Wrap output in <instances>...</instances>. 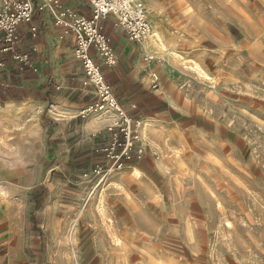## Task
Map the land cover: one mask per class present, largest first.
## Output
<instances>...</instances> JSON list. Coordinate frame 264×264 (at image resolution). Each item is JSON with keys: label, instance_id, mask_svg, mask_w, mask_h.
I'll use <instances>...</instances> for the list:
<instances>
[{"label": "rangeland", "instance_id": "obj_1", "mask_svg": "<svg viewBox=\"0 0 264 264\" xmlns=\"http://www.w3.org/2000/svg\"><path fill=\"white\" fill-rule=\"evenodd\" d=\"M140 1L167 48L150 61L174 66L180 110L205 125L186 113V140L142 142V160L105 179L98 153L14 157L8 175L42 190L47 264H264V0ZM64 73L51 79L69 100Z\"/></svg>", "mask_w": 264, "mask_h": 264}, {"label": "crops", "instance_id": "obj_2", "mask_svg": "<svg viewBox=\"0 0 264 264\" xmlns=\"http://www.w3.org/2000/svg\"><path fill=\"white\" fill-rule=\"evenodd\" d=\"M63 2L79 15H91L87 0ZM112 19L108 16L101 25L110 38L117 60L115 65L104 66L103 70L105 77L109 74L111 78L112 85L107 77L106 80L117 101L128 113L142 119V142L159 145V141L186 140L181 137L183 120L189 118L186 113L194 116L196 122L205 124L194 106L180 110L175 91L183 82L174 73V66L166 62H161L160 66L159 62H145L143 56L148 53L144 40L138 43L130 40L124 31L112 25ZM34 24L37 26L35 36L27 25H19L18 49L30 51L36 47L31 56L37 72L20 71L9 52L0 53V59L5 62V67L0 69V264L49 262L41 250V231H35L33 223V210L39 206L42 190L34 185L18 184L14 175H8L17 170L14 157L27 155L28 149L37 148H53L60 155L66 149L73 156L96 157V150L108 138L106 126L116 119L115 112L109 108L92 109L99 101L95 100L93 86L82 84L84 72L73 56V34L62 33L46 10L34 12ZM139 43L141 51L137 48ZM57 61L61 64L57 65ZM66 68L69 100L67 91L61 90V85L51 79L52 76L63 78ZM183 113L185 117L178 116ZM30 165L25 160L19 168L28 172L27 178ZM27 203L33 208L28 214Z\"/></svg>", "mask_w": 264, "mask_h": 264}, {"label": "built area", "instance_id": "obj_3", "mask_svg": "<svg viewBox=\"0 0 264 264\" xmlns=\"http://www.w3.org/2000/svg\"><path fill=\"white\" fill-rule=\"evenodd\" d=\"M87 1L91 9L89 17L79 15L73 8L67 7L63 0H2L0 53L9 52L12 62L20 71H38L31 56L36 47H32L30 51H20V36L17 32L19 25L25 24L33 36L37 34V26L32 25L36 10L48 11L62 33L73 34V56L84 72L82 84L93 86L99 101L97 108L106 107L116 114V119L105 128L108 133L106 142L96 150L101 159L98 163L101 165H96L94 170L105 179L115 171L140 162L146 152L142 143V119L126 111L106 80L103 67L115 65L117 57L109 36L102 30L101 22L112 16V25L137 43L142 42L144 35L150 31L151 24L140 0ZM147 60H152V57H147ZM4 67L5 62L0 59V69Z\"/></svg>", "mask_w": 264, "mask_h": 264}, {"label": "bare ground", "instance_id": "obj_4", "mask_svg": "<svg viewBox=\"0 0 264 264\" xmlns=\"http://www.w3.org/2000/svg\"><path fill=\"white\" fill-rule=\"evenodd\" d=\"M145 13H146L147 18H149L150 12L148 13L147 10H145ZM144 38H143L144 40L143 44L147 52L149 53L157 52L159 54L166 53L167 48L164 46L163 37L159 30L155 28V30L152 31L150 28V31L144 35Z\"/></svg>", "mask_w": 264, "mask_h": 264}, {"label": "trees", "instance_id": "obj_5", "mask_svg": "<svg viewBox=\"0 0 264 264\" xmlns=\"http://www.w3.org/2000/svg\"><path fill=\"white\" fill-rule=\"evenodd\" d=\"M40 195H41V194H40V193H38L36 196H37V197H39Z\"/></svg>", "mask_w": 264, "mask_h": 264}]
</instances>
